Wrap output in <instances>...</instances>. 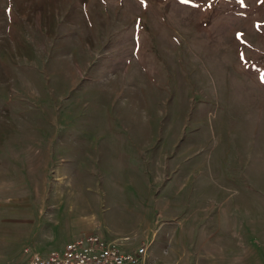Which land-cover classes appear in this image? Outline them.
<instances>
[{
  "label": "rangeland",
  "instance_id": "rangeland-1",
  "mask_svg": "<svg viewBox=\"0 0 264 264\" xmlns=\"http://www.w3.org/2000/svg\"><path fill=\"white\" fill-rule=\"evenodd\" d=\"M262 81L264 0H0L1 264H264Z\"/></svg>",
  "mask_w": 264,
  "mask_h": 264
},
{
  "label": "built area",
  "instance_id": "built-area-1",
  "mask_svg": "<svg viewBox=\"0 0 264 264\" xmlns=\"http://www.w3.org/2000/svg\"><path fill=\"white\" fill-rule=\"evenodd\" d=\"M147 247L145 243L135 251L123 250L116 242L88 232L70 238L60 250L45 254L31 251L23 264H141Z\"/></svg>",
  "mask_w": 264,
  "mask_h": 264
},
{
  "label": "crops",
  "instance_id": "crops-1",
  "mask_svg": "<svg viewBox=\"0 0 264 264\" xmlns=\"http://www.w3.org/2000/svg\"><path fill=\"white\" fill-rule=\"evenodd\" d=\"M175 253H176V257L169 264H194L193 262L194 260L192 258L193 256L190 255L191 254L190 252L188 251L186 252L185 250H183L181 252L175 251ZM9 254L10 253H8L7 255L0 254V264L4 263V261L9 260V257H8ZM161 254L162 253L157 251V252H154L153 254H149L147 257L144 256L141 264H159L160 259L162 258ZM184 259H188L189 262H186ZM195 264H201V263H199V260H197ZM204 264H207V263H204ZM211 264H231L230 253H227V255H225L224 253L222 263L212 262Z\"/></svg>",
  "mask_w": 264,
  "mask_h": 264
},
{
  "label": "snow or ice",
  "instance_id": "snow-or-ice-1",
  "mask_svg": "<svg viewBox=\"0 0 264 264\" xmlns=\"http://www.w3.org/2000/svg\"><path fill=\"white\" fill-rule=\"evenodd\" d=\"M262 82H264V81H262Z\"/></svg>",
  "mask_w": 264,
  "mask_h": 264
}]
</instances>
